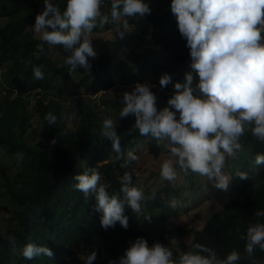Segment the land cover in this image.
Instances as JSON below:
<instances>
[{"label":"trees","instance_id":"trees-1","mask_svg":"<svg viewBox=\"0 0 264 264\" xmlns=\"http://www.w3.org/2000/svg\"><path fill=\"white\" fill-rule=\"evenodd\" d=\"M150 1L55 0L41 9L32 0H0V151L18 170L10 180L9 166L0 159V177L16 207L14 224L4 232L0 226V264L262 263L264 38L252 23L264 22V0H165L158 8ZM220 1L238 7L240 17L218 19ZM116 15L129 31L109 40L97 58L88 57L84 38L98 32L103 17ZM33 26L47 27L46 36L36 37ZM131 42L163 54L166 63L150 69L167 84L220 99L232 107L230 117L249 122L231 130L224 121L208 126L172 111L154 119L124 94L99 104L82 99L73 113L78 91L91 97L115 87V72H124ZM169 130L178 156L159 172L164 182L145 201L149 211H167L170 194L178 208L187 209L189 198L185 202L170 180L178 172L192 180L183 164L202 147L248 156L239 162L221 210L204 225L162 230L150 240L143 229L114 221L134 210L138 176L129 152L145 140L150 154L160 157L161 138ZM208 171L209 178L216 176L212 167ZM95 234L96 253L84 259ZM185 235L195 248L194 263L166 255L167 238Z\"/></svg>","mask_w":264,"mask_h":264},{"label":"rangeland","instance_id":"rangeland-1","mask_svg":"<svg viewBox=\"0 0 264 264\" xmlns=\"http://www.w3.org/2000/svg\"><path fill=\"white\" fill-rule=\"evenodd\" d=\"M32 1L41 9H44L47 4L55 0ZM125 1L129 2V0ZM164 3L165 0H151L149 5L150 7L158 8L163 6ZM240 14L241 10L238 7L228 6L224 2H219L218 19L225 18L226 21H231L236 17H240ZM245 26L248 29L250 28L247 20H245ZM252 26H254L256 33L264 38V22L260 20L254 21ZM129 29V26L126 25L120 15H116L109 20L103 17L98 32L91 33L84 38L87 56L92 59L97 58L103 51L107 50L106 45L109 40L118 38L129 31ZM29 30L39 38H44L47 34V27L45 26H33ZM53 47L54 45L51 47L52 52ZM125 48L127 55H129L126 58L127 66L123 73L115 72V87L105 93L91 97L83 94L82 91H78V94L73 98L76 101L75 105L72 106L73 103L69 99L64 100L68 107L72 106L73 113L79 112L80 100L82 99H84L86 104H99L102 98L111 99L116 95L124 94L128 95L131 100L137 102L140 106L147 108L154 119L165 117L169 111H172L181 114L183 117L194 116L200 123L208 126L214 120L218 121V124L224 121L227 128L229 127L231 130H237L249 122V119L230 117L229 113L232 107L225 105L220 99L215 100V98L207 97L204 92H190L189 94L182 91L181 88L172 87L166 81L160 79L158 77L159 72H151V67L155 69L166 63L160 51L136 42L129 43ZM141 65H145L142 70H140ZM141 78L144 79L141 80ZM31 103H34L33 97H31ZM106 119L111 122L114 121L113 117H106ZM33 121L40 130L41 126L37 125L35 120ZM219 128H222V126ZM174 136V132L171 130L163 134V138H161L163 150L158 158H154L150 154L145 140L140 142L139 147L129 152L127 156L129 163L134 166L138 176L136 198L133 203L134 210L130 212L128 217L117 219L114 223L119 227L137 226L148 233L150 240L155 238L162 230L177 227H201L204 225L214 212L221 210L227 194L225 191L228 190L227 187L230 184V180L237 173L239 165H241L239 162L244 161L248 156V152L238 154L236 151L228 152L226 149L219 147H202L199 154H195L189 159V163L183 164L185 172L187 171L186 173L192 175V180L179 172L174 173L170 180L174 188L183 195L185 202L186 198H189L187 200V209H185L186 205L178 208L175 197L170 194L172 203L171 206L167 207V211L164 212L161 209L149 211L145 201L151 198L155 191L162 187L164 182L163 177L158 175L159 172L177 160L178 147ZM39 138H41L40 135ZM43 141L47 143L46 140ZM49 143L54 144L55 141H50ZM0 159L4 165L9 166L8 177L10 180H14L15 173L18 171L16 169L17 166L2 151H0ZM209 167L216 171L215 177H208ZM153 173L155 174L153 175ZM95 179L98 184L101 185L103 183V178L98 173L95 174ZM221 188L224 191L223 193ZM160 196L162 197L163 195L161 194ZM167 202L170 203L169 200ZM11 208L16 207L9 202L0 177V226L3 232L9 225L14 224ZM98 237V234H95L91 238L83 256H81L82 258L89 259L96 253ZM167 242L166 255L169 259L180 254L188 262H195L196 252L191 245V237L189 235L169 236ZM261 264H264V259Z\"/></svg>","mask_w":264,"mask_h":264}]
</instances>
